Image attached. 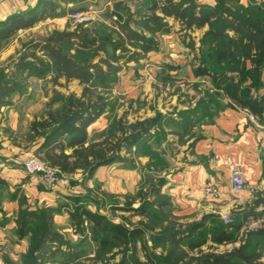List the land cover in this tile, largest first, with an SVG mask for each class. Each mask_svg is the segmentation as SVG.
<instances>
[{
  "label": "trees",
  "instance_id": "16d2710c",
  "mask_svg": "<svg viewBox=\"0 0 264 264\" xmlns=\"http://www.w3.org/2000/svg\"><path fill=\"white\" fill-rule=\"evenodd\" d=\"M217 2L215 6L208 7L197 0H190L188 4L187 0H163L161 3L152 0L149 12H130L125 21L118 17L113 19L118 39L108 32L101 33L99 27L91 31L84 24H79L73 30H54L46 37L27 43L26 46L34 51L23 52L18 66L38 76L53 72L56 80L63 76L68 80L78 79L85 86L80 97L68 95L62 107L49 109L45 117L31 122L29 130L32 140L42 138L35 154L40 155L60 175H71L83 170L86 178H90L100 166L120 161L121 150L131 151L150 134L161 113L150 120L129 126L121 122L119 136L113 132L101 140H90L88 128L105 112L108 104L106 96L96 92L98 87H107L121 64L136 60L158 47L157 34L171 30L167 16L179 19L186 29L208 24L209 28L202 38V48H207L202 50L201 56L204 57H200L202 63L197 66L196 73L198 76H208L218 94L225 95L222 93L225 90L231 100L256 114H262L264 94L259 91L263 86L264 17L258 18L251 6L243 7L235 0ZM235 2L237 7L233 6ZM52 7L54 3L46 1L41 12L33 9L26 14L11 15L0 22V26L7 28L8 24L13 25L24 16L27 17L25 25H32L51 16L53 13H49L47 8ZM157 9L163 16L156 13ZM262 10L261 15L264 16ZM37 51L43 55H38ZM203 101L199 102L207 103ZM186 113L209 116V113H201L198 106L188 109ZM1 182L5 183L0 179ZM164 184L165 179H159L152 186L154 194ZM84 198L80 194L67 193L59 196L56 205L21 207L17 221L18 233L21 237H27L30 243L29 250L21 256V264L96 262L101 257L100 249L128 241H133V247L136 248L138 240L143 242L145 260H140L136 251H132L133 247H128L117 264H264V247H260L264 240V226L246 229L241 244L230 250L221 253L205 251L202 247L208 240L217 245L236 241L237 231L241 230L244 220L226 221L210 212L199 222L153 233L142 225L127 227L105 213L91 210ZM22 201H25L24 197ZM260 205H264L262 198L249 206L252 208L245 211L244 218L248 220L250 215L255 219L264 216V209L261 212L255 209ZM161 208L172 211L173 204L165 200H144L137 207H127L135 214L144 216L139 224L144 222L145 217H156ZM63 211L69 214L73 230L84 234L86 238L72 242L69 234L62 232L55 215ZM88 233L91 234L90 238ZM149 239L154 247L165 248V252H154L148 245ZM84 240L88 244H97L98 252L96 250L92 255V251L83 248L81 244Z\"/></svg>",
  "mask_w": 264,
  "mask_h": 264
},
{
  "label": "crops",
  "instance_id": "0c3cea01",
  "mask_svg": "<svg viewBox=\"0 0 264 264\" xmlns=\"http://www.w3.org/2000/svg\"><path fill=\"white\" fill-rule=\"evenodd\" d=\"M46 1L50 0H0V22L11 15L26 14L33 9L41 12ZM51 1L54 8L47 9L53 14L47 18L27 26V17L24 16L13 25L8 24L7 28L0 26V179L5 181L0 183V256L5 264H21V256L30 248L28 238L18 233L21 207L56 205L59 195L57 188L44 186L38 176L28 174L24 166L42 138L31 139L24 148L20 140L5 133L4 129L17 130L24 123L27 126L35 119H42L50 109L54 93L76 95L78 84L79 88L84 87L78 79L68 80L63 76L56 80L53 72L38 76L17 65L21 55L16 53L17 48L48 31L64 30L62 26L67 24L65 19L69 17V11L78 4L76 0ZM156 13L163 16L160 9ZM166 20L171 30L157 34V48L124 66L121 71L123 79L115 86L117 93L130 99L153 94L154 85L165 73L173 75L174 72L176 75L178 72L183 79L193 83L205 77L196 73L198 64L193 60L190 45L195 39L191 38V30L202 29L201 34H204L208 24L186 29L174 16H167ZM171 20L175 21V25L179 21L181 30L174 27ZM183 32L184 38L180 35ZM262 82L260 94H264V69ZM227 98L225 108L216 115L202 117L200 114H187L182 119L188 124L189 132L181 145L176 170L166 183L182 214L218 213L243 203L240 201L243 197L238 196L230 180V164L234 161L241 164L246 177L248 198L253 196L254 191L264 190V112L256 114ZM104 113L89 127L100 120L105 123ZM70 152L71 149L68 150ZM210 185L219 189L220 195L216 199L204 194L205 188ZM23 197L25 201H22ZM55 220L63 233L70 234L72 226L66 211L56 214ZM47 264L60 263L48 261Z\"/></svg>",
  "mask_w": 264,
  "mask_h": 264
},
{
  "label": "rangeland",
  "instance_id": "374dc122",
  "mask_svg": "<svg viewBox=\"0 0 264 264\" xmlns=\"http://www.w3.org/2000/svg\"><path fill=\"white\" fill-rule=\"evenodd\" d=\"M157 1L161 3L163 0ZM189 1L187 0V4ZM197 1L203 5H208V7L215 6L218 3L217 0ZM224 1L227 2L229 0ZM235 1H238L243 7L246 6L249 8L251 6L253 8L252 11L258 18L264 17L261 15L262 9H264V6H262L264 5V0ZM76 2L78 4L71 8L69 17L65 19L67 24L62 26V28L73 30L79 24H84L85 28L95 31L99 27L101 33L104 31L108 32L115 39H118V35L115 32L113 19L118 17L125 21L130 12H149V7L152 4V0H76ZM236 3H233L234 7H237L236 5L238 4ZM76 11L90 14L91 19L87 22L74 20L71 14ZM176 22L178 24L175 25V21L173 22L171 20V23H174V27L180 29V22ZM53 31H48L43 35L29 39L23 46L17 48L16 53L20 52V54H23V52L34 51L30 46L28 48L26 44L30 43L36 37L37 39L46 37ZM201 32L202 29L191 30V38L195 39H193L194 42L191 43L190 49L193 60L198 65L202 63L200 57H202L203 48L204 50L207 48V46L202 48L204 34H201ZM146 34L150 35L148 32ZM180 35L183 37L185 33L183 32ZM156 39H158V36ZM16 53L14 52L12 54L15 55ZM37 54L43 55L40 51H37ZM126 65L127 63L121 64L120 69L116 72V76L107 87L99 86L96 90L97 93L99 92L106 96L108 104L103 117L105 123L100 120L95 126L88 128L90 140L104 139L109 137L113 132L119 136L121 134V122L129 126L135 122L150 120L158 113H161L156 127H153L150 130V134L146 135L131 151L126 149L121 150L119 152L121 155L120 161L99 167L90 178H86V173L83 170L76 171L71 175H60L57 170H54L52 174L45 170L34 175L38 176L41 184L44 186L51 189L57 188L59 196L67 193L85 196L84 201H86L87 206L91 210L105 213L112 220L122 222L127 227L133 228L135 225H142L147 227L148 232L152 231L153 233H157L161 229L182 228L190 223L199 222L206 213L191 212L189 214H182V209L178 206L179 204L175 202L176 200L168 192L169 186H166V183H168V179L172 176L173 171L176 170L177 163L179 162L178 156L181 153V145L186 140L189 132L188 124H186L185 120H182L186 117L188 108L196 104L194 108L198 106L201 113H209V116L216 115L225 108L223 106L226 105L228 100V96H226L227 92L222 90V93L225 95L218 94L215 85L209 77L205 76L199 82L193 83L183 79L182 74L177 72L175 75L173 72V75L168 73L161 75L162 77L158 80V84L153 87V94L143 96L142 98L130 99L123 94L117 93L115 89L116 84L123 79L121 71ZM84 87L81 89L78 84L77 97L82 95ZM67 97L68 95L54 93L50 100V109L62 107L66 103ZM202 100L207 103L204 101V103H200ZM204 107L207 108L205 109ZM29 128L30 125L28 124L26 126L24 123L17 130L5 128L4 132L9 135H14L24 144V148H27L28 141L32 139L31 132L28 130ZM33 155H36L35 152L30 156ZM37 156L44 162L40 155ZM161 178L165 179V184L161 186L157 194H154L152 186ZM230 180L238 196L243 197L240 200L243 203L234 206L228 211L212 213L218 214L226 221L233 219L236 222H242L243 220L244 222L242 223L241 230L237 231L236 241L217 245L213 244L211 240H208L202 247L205 251L221 253L230 250L241 244L242 235L246 229L264 226V216L255 219L250 215L248 216V220L244 218L245 211H250L252 208L249 207L251 204L260 198L264 199V190L254 191L253 196L248 198L246 196L247 180L245 179V186L241 190L235 189L234 182L231 179V173ZM144 200H165L173 204V209L171 211L161 208L156 217H145L144 222L139 224L144 216L135 214L133 211L128 210L127 207L129 205L137 207ZM255 209L261 212L264 206L260 205ZM87 236L90 238L91 234L88 233ZM68 237L72 242H78L85 236L82 233L75 232L71 227V232ZM83 242L81 246L92 251L91 253L94 255L97 250V244H88L86 240ZM133 245V241L120 243L119 245H109L105 249H100L101 257L99 261L91 262L87 260V264H117L122 259L124 253H126L128 247H133ZM148 245L154 249V252H165V248L162 246L154 247V243L150 239L148 240ZM135 246L136 248L133 247L132 251H136L135 254L140 260H145L142 240H138ZM260 247H264V240L261 241Z\"/></svg>",
  "mask_w": 264,
  "mask_h": 264
},
{
  "label": "built area",
  "instance_id": "2783aa9c",
  "mask_svg": "<svg viewBox=\"0 0 264 264\" xmlns=\"http://www.w3.org/2000/svg\"><path fill=\"white\" fill-rule=\"evenodd\" d=\"M71 17L79 22H87L91 19L90 14L82 12V11H76L71 14ZM231 169V179L234 182V187L236 190H241L245 186V179L244 173L242 171L241 164L237 161H234L230 164ZM25 169L28 174H37L41 171L47 170L48 173H54V168L48 166L46 163H44L37 155L30 156L25 161ZM204 194L212 199H216L219 196V191L217 187L210 185L207 186L204 190ZM0 264H5L4 260L0 256Z\"/></svg>",
  "mask_w": 264,
  "mask_h": 264
}]
</instances>
